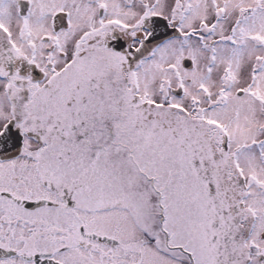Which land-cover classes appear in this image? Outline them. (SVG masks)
<instances>
[{
    "label": "snow or ice",
    "instance_id": "snow-or-ice-1",
    "mask_svg": "<svg viewBox=\"0 0 264 264\" xmlns=\"http://www.w3.org/2000/svg\"><path fill=\"white\" fill-rule=\"evenodd\" d=\"M0 264H264V0H0Z\"/></svg>",
    "mask_w": 264,
    "mask_h": 264
}]
</instances>
